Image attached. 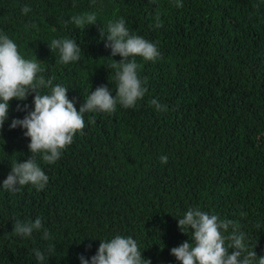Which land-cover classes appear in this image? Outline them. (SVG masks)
I'll list each match as a JSON object with an SVG mask.
<instances>
[{"label": "trees", "instance_id": "trees-1", "mask_svg": "<svg viewBox=\"0 0 264 264\" xmlns=\"http://www.w3.org/2000/svg\"><path fill=\"white\" fill-rule=\"evenodd\" d=\"M181 2L177 8L176 0H0V34L41 64L45 80L68 88L77 110L97 86L115 95L109 66L121 57L105 47L110 20L123 18L130 33L129 26L148 35L160 53L155 61L134 58L147 88L134 108L85 113L84 129L56 162L36 154L49 178L43 190L0 185V264H80V255L90 260L100 241L116 235L135 239L151 264H180L170 250L192 242L191 230L178 228L189 208L237 222L247 251L264 256V0ZM85 13H96L97 22L85 28L70 22ZM157 14L162 27L154 26ZM65 37L81 47L76 62L61 64L59 51L48 47ZM33 96L9 101L0 128V184L14 161L31 155L26 130L9 125L32 110ZM38 217L49 240L43 230L13 233L16 219ZM231 232L230 226L225 235Z\"/></svg>", "mask_w": 264, "mask_h": 264}, {"label": "clouds", "instance_id": "clouds-1", "mask_svg": "<svg viewBox=\"0 0 264 264\" xmlns=\"http://www.w3.org/2000/svg\"><path fill=\"white\" fill-rule=\"evenodd\" d=\"M177 8L183 7L181 0H176ZM31 11L25 5L21 12ZM155 27H162L159 14L155 16ZM70 22L79 28L97 22L96 13H85L72 16ZM130 33L123 18L110 20L107 24L105 47L111 49V56L119 55L121 60L114 61L109 67L115 71V95L107 85L97 86L91 91L79 110L74 106L75 99L69 100L68 88L62 84L53 86V79L45 80L41 64L36 59H25L18 51L17 44L7 35L0 34V128L8 119L9 101H23L34 93L33 108L23 119H12L9 128L24 129V136L30 138L28 149L30 157L24 162L14 161L11 171L3 180L2 187L9 192H18L19 186L33 185L37 191L43 190L48 183V176L37 163L36 154H40L47 164L56 162L63 150L73 143L74 137L85 127L84 114L92 112L114 113L117 104L126 109L134 108L147 92L144 87L146 78L141 80L138 70L140 65L134 59L139 56L145 61H155L160 53L155 43L148 40V35L133 30ZM103 36V31H100ZM49 49L59 51V62L68 64L76 62L81 56V47L71 38L52 39ZM132 58V59H130ZM47 88V94L40 89ZM150 104L158 111H167V105H161L152 99ZM28 105H17V111H26ZM89 122H94V117ZM161 163H167V156L160 157ZM231 226L232 232L225 235ZM240 225L231 220H221L216 214H209L199 208H189L183 218L178 219V228L182 232L188 228L192 232V242L185 241L170 250L180 264H264V256H257L247 251L243 242L244 233L238 232ZM13 233L21 237H29L34 231L43 230V239L49 240L50 233L43 228L38 217L34 222L16 219ZM226 241L229 242L226 244ZM90 247V245H89ZM229 249L234 251L229 254ZM55 250L54 245L48 252ZM38 261L45 259L44 253L33 250ZM247 251V255H242ZM242 257V258H241ZM258 257V260H257ZM80 264H151L144 259L137 241L131 237L116 235L106 241H100L96 254L90 260L79 256Z\"/></svg>", "mask_w": 264, "mask_h": 264}]
</instances>
